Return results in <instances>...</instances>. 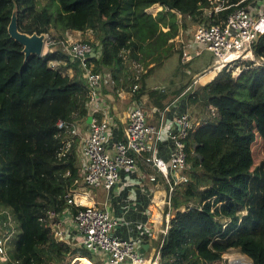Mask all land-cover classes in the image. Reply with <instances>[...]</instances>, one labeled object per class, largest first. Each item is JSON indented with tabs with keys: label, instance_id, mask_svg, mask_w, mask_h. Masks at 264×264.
I'll use <instances>...</instances> for the list:
<instances>
[{
	"label": "trees",
	"instance_id": "trees-1",
	"mask_svg": "<svg viewBox=\"0 0 264 264\" xmlns=\"http://www.w3.org/2000/svg\"><path fill=\"white\" fill-rule=\"evenodd\" d=\"M213 1L0 0V207L10 209L18 222L11 249L17 264H68L72 258L70 264L96 262L84 246L56 241L45 218L48 209L60 215L65 195L82 182L79 140L68 138L55 125L57 119L87 113L82 71L60 48L25 57L23 45L8 32L11 17L17 29L28 34L50 28L59 36L66 30H90L94 37L89 42L96 52L90 60L119 82L117 72L125 62L156 61L152 67L173 50L168 39L186 26L177 12L199 23L219 22L239 0H224L230 6L218 12L212 10ZM154 3L161 9L152 14L148 8ZM254 54L264 60V32ZM143 91L140 85L133 92L139 102ZM149 93H158L154 103L164 105L166 93ZM184 97L192 115V108L208 115L196 118L199 124L185 138L189 179L171 197L174 211L158 238V263L219 264L222 254L234 248L253 264H264V153L250 164L240 199L211 182L218 139L235 135L236 119L244 108L264 106V63L247 61L235 74L222 68L208 82L190 87Z\"/></svg>",
	"mask_w": 264,
	"mask_h": 264
},
{
	"label": "built area",
	"instance_id": "built-area-1",
	"mask_svg": "<svg viewBox=\"0 0 264 264\" xmlns=\"http://www.w3.org/2000/svg\"><path fill=\"white\" fill-rule=\"evenodd\" d=\"M240 1L243 0L238 2ZM213 2L214 12L230 6L224 0ZM238 2H235L233 9L219 22L198 23L193 27L190 36L175 38L179 43L181 62H189L206 50L212 56L210 68L216 71L226 68L235 74L247 61L264 63V60L254 54V45L259 35L264 32V0H248L244 5H237ZM71 33L73 34L66 30L64 36H53L42 32L43 52L60 48L71 59L77 60L87 86V133L81 138L78 150L83 184L111 189L121 179L122 172H135L140 161L153 169V172L141 173V176L150 181L162 182L167 189L165 202L170 203L174 191L181 189L189 179L185 138L189 130L199 124L188 108L183 109L186 103L180 104L179 109L177 100L198 83L197 78H193L177 97L158 112L155 122H150L141 104L133 101L126 114L127 123L123 137L111 139L115 123L103 88L115 81L110 72L94 67L90 60L91 53L96 54L92 44L86 39L72 38ZM51 64L54 65L55 62ZM137 88L138 84L133 83L131 91L134 92ZM75 118L57 119L55 125L68 138L78 135ZM163 139L169 142L167 159L158 152V144ZM69 142L70 140L66 142V148ZM65 198L64 208L70 205L76 207L71 214L70 223L80 235L81 245L93 255L96 254L100 261L105 264H139L147 259L140 252V245L136 240L114 234L119 220L108 210L96 205L79 204L70 193ZM57 217L55 210H47L45 218L55 237L61 240V221ZM17 225L10 209L0 207V260L8 258L7 248L17 233ZM54 226L58 227L54 229ZM165 231L164 227L160 230L162 234ZM248 258L232 257L229 260L231 264H253ZM150 260V264H157L158 260H154L152 256Z\"/></svg>",
	"mask_w": 264,
	"mask_h": 264
},
{
	"label": "crops",
	"instance_id": "crops-1",
	"mask_svg": "<svg viewBox=\"0 0 264 264\" xmlns=\"http://www.w3.org/2000/svg\"><path fill=\"white\" fill-rule=\"evenodd\" d=\"M70 32H73L75 35L86 33V31L83 32L80 30H70ZM211 63L212 56L210 63L205 67V69L200 74L193 77L194 79L197 78L198 83H206L216 75L217 71L215 70L214 74L210 78L201 80V76L211 70L209 67ZM68 71L69 73H72L70 68H68ZM118 84L119 82L115 80L114 84L103 88V93L109 102L110 113L115 123L112 127L111 139L123 137L124 128L127 123L126 114L128 108L133 101H136L132 99L133 91H126ZM184 95H181L177 100L179 109H181L180 104L185 103L186 106H183V109H189ZM172 100H168L162 107L151 105L149 109L143 108L147 113L148 120L150 122H155L158 117V112ZM88 115L89 112L87 111L84 116L76 117L74 121L78 130V135H74V137L79 140V148L81 145V138L87 133ZM158 152L161 157L165 159L168 158L169 142L167 139H163L159 142ZM138 165L137 170L131 174L122 172L121 179H119L111 189H105L103 187H89L80 181L76 187L70 190V195L79 204L96 205L100 208L108 210L112 216L118 218L119 220V224L114 229V234L134 239L139 245L148 243L149 246L145 248L143 254L156 258L158 256V238L162 235L160 230L163 227L166 229L168 226V220L170 218L169 210L171 206L170 203L165 202L167 196V189L165 185L160 181H150L146 177L141 176V173H150L153 172V169L149 166H145L140 161ZM73 207H75V205H70L64 208L61 211V214L57 217L58 220L61 221L60 228L62 229L63 234V238L61 240L55 237L52 227L51 229L56 241L65 242L70 244L72 247H81V237L74 226L70 223V217L74 210ZM57 227L58 226H54V229ZM14 242L15 237L8 245V258L6 260H0V263L7 264V262H11L13 264H17V261L11 256V249ZM91 255L95 257L92 253ZM96 262L104 264L98 258L96 259ZM51 263L55 262L51 260L47 264Z\"/></svg>",
	"mask_w": 264,
	"mask_h": 264
},
{
	"label": "rangeland",
	"instance_id": "rangeland-1",
	"mask_svg": "<svg viewBox=\"0 0 264 264\" xmlns=\"http://www.w3.org/2000/svg\"><path fill=\"white\" fill-rule=\"evenodd\" d=\"M148 9L149 12L155 14L161 9V5L154 3ZM176 14L181 25L183 23L186 26H181L179 28L178 34L173 37L174 41L172 38L168 39V41L172 43L173 50L169 52L161 63L150 67L152 63L156 61L149 62L145 65L141 61L134 59L131 64L125 62V66L121 67L117 72L119 77L118 85L123 87L126 91L132 90L133 83H137L138 87L141 85L144 91L140 95L141 101L139 103L145 109H149L151 105L159 106L154 103V99L158 96L157 92L167 94L166 98H162L164 104L168 100H172L178 96V94L185 89L186 83L190 82V77L193 78L197 74H200L211 61V53L206 50L203 51L200 56L189 62L180 61L178 50L179 43L175 38H186L190 36L193 27L199 22L191 17L180 16L178 12ZM164 29L166 28L164 27ZM48 33L53 36L58 35L53 28H50ZM70 36L72 38H82L88 41H92L94 37L90 30L80 35L71 33ZM161 59L162 57L160 60ZM107 72L109 71L107 70ZM181 88L182 90L180 92L175 93L176 90ZM151 89H154L157 95H151L149 93ZM132 99L138 101L134 96H132ZM192 112L194 114V120L199 116L203 115L206 117L208 115L205 111L201 112L195 108H192ZM211 112H213V108ZM263 122L264 106H259L256 109L244 108L236 119L237 129L235 135L218 139L216 142V150L213 155L214 175L211 182L216 187L232 193L239 199L245 194V189L242 190L241 188L246 187V179L250 164L256 162L264 153ZM172 212L173 210L170 208L169 217L172 216ZM94 256L95 257L92 256V261L96 262L98 256L96 254H94ZM222 256L219 264H231L229 259L232 257L248 258L245 254L234 248L229 249L227 252L223 253ZM157 258L158 256L156 258L154 257V260L157 261ZM71 260L68 264H70ZM157 264H159L158 261Z\"/></svg>",
	"mask_w": 264,
	"mask_h": 264
},
{
	"label": "water",
	"instance_id": "water-1",
	"mask_svg": "<svg viewBox=\"0 0 264 264\" xmlns=\"http://www.w3.org/2000/svg\"><path fill=\"white\" fill-rule=\"evenodd\" d=\"M8 32L11 37L17 40L23 45V52L25 57H28L30 54H39L42 55L43 52V34L42 33H32L28 34L21 32L17 29L16 18L13 15L11 21L8 25ZM94 52L91 53V56H94ZM149 246L148 243H143L140 245V252H144L145 248Z\"/></svg>",
	"mask_w": 264,
	"mask_h": 264
},
{
	"label": "bare ground",
	"instance_id": "bare-ground-1",
	"mask_svg": "<svg viewBox=\"0 0 264 264\" xmlns=\"http://www.w3.org/2000/svg\"><path fill=\"white\" fill-rule=\"evenodd\" d=\"M44 50V49H43ZM214 69L209 70L208 72H206L204 75L201 76V80H205L210 78L213 74H214ZM69 147V146H68ZM223 257V256H222ZM239 257V256H238ZM151 256H147V259L139 264H150L151 260H150Z\"/></svg>",
	"mask_w": 264,
	"mask_h": 264
}]
</instances>
